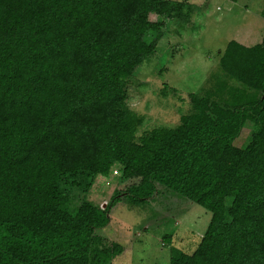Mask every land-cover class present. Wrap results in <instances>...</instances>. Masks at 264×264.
Returning a JSON list of instances; mask_svg holds the SVG:
<instances>
[{"label": "trees", "instance_id": "1", "mask_svg": "<svg viewBox=\"0 0 264 264\" xmlns=\"http://www.w3.org/2000/svg\"><path fill=\"white\" fill-rule=\"evenodd\" d=\"M190 9L0 0V264H109L123 246L96 230L122 198L143 203L160 185L211 213L191 253L170 244L169 264H264V42L229 41L173 126L137 136L144 116L126 102L162 37L150 14ZM247 123L255 129L237 146ZM115 165L137 182L104 207L86 199Z\"/></svg>", "mask_w": 264, "mask_h": 264}, {"label": "rangeland", "instance_id": "2", "mask_svg": "<svg viewBox=\"0 0 264 264\" xmlns=\"http://www.w3.org/2000/svg\"><path fill=\"white\" fill-rule=\"evenodd\" d=\"M179 1L191 7L183 18L150 14L151 20L161 21L162 37L141 74L128 80L127 105L144 116L137 136L156 126H173L180 114L190 111L189 93H201L229 41L245 46L264 42L263 0ZM252 128L245 124L234 143L245 145ZM136 182L121 180L115 165L109 174L94 176L85 198L104 207L116 190ZM210 217L201 205L160 185L143 203L122 198L111 209L109 223L96 232L107 246L112 242L123 246L109 264H169L170 244L191 253Z\"/></svg>", "mask_w": 264, "mask_h": 264}]
</instances>
